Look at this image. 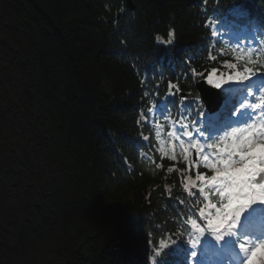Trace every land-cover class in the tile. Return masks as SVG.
Listing matches in <instances>:
<instances>
[{"label": "trees", "instance_id": "trees-1", "mask_svg": "<svg viewBox=\"0 0 264 264\" xmlns=\"http://www.w3.org/2000/svg\"><path fill=\"white\" fill-rule=\"evenodd\" d=\"M243 1L222 0L223 15ZM248 1L264 16V0ZM133 2L119 20L130 35L118 36L125 5L0 0V264H144L149 236L176 230L164 187L180 191L179 173L157 152L160 171L140 161L138 110L167 53L157 37L174 29L171 53L192 55L210 33L202 0Z\"/></svg>", "mask_w": 264, "mask_h": 264}, {"label": "snow or ice", "instance_id": "snow-or-ice-1", "mask_svg": "<svg viewBox=\"0 0 264 264\" xmlns=\"http://www.w3.org/2000/svg\"><path fill=\"white\" fill-rule=\"evenodd\" d=\"M201 8L211 13L203 25L210 33L206 49L167 65L161 62L172 79L163 94L159 82L151 94L146 88L147 110H138V126L147 125L155 143L141 130L143 143L132 147L156 168L163 164L150 152L155 149L161 160L177 162L179 148L186 169L170 167L168 172L179 173L186 193L175 199L189 202L181 211L173 201L176 230L155 245L149 236L145 264H264V22L256 23L244 5H233L228 12L252 28L226 25L222 0H202ZM113 27L118 36L130 35L119 21ZM174 37L170 29L168 39L157 37V43L167 48ZM118 43L124 46L125 40ZM229 55L231 59H220ZM212 62L219 66L205 67ZM163 78V73L157 75L158 81ZM185 81L195 86V94L182 92ZM122 160L125 172H131L132 164ZM164 193L172 199L167 185Z\"/></svg>", "mask_w": 264, "mask_h": 264}, {"label": "bare ground", "instance_id": "bare-ground-1", "mask_svg": "<svg viewBox=\"0 0 264 264\" xmlns=\"http://www.w3.org/2000/svg\"><path fill=\"white\" fill-rule=\"evenodd\" d=\"M105 2H106V4H110V5H113L116 9H119L120 8V5H125L126 6V4H129L131 1L133 2V0H125V3H121V4H118V2L116 1V0H104ZM250 2H253L254 4H258L255 0H250V1H248V3H250ZM133 9H137V6L135 5L134 7H133ZM134 10V11H135ZM119 15H118V17H117V20L119 21L120 20V18L122 17V18H125L126 16H130L131 14H133L134 12H130V11H128V9H127V11H120L119 10ZM170 47L172 48V45H170ZM189 51H187L186 50V48L185 47H179V48H176L175 49V53H176V55H178L181 59H183V57L185 56V54H187ZM157 59L154 61V62H156L158 59H159V61L160 62H163L164 64H167L168 63V59H167V56L160 50V51H158V54H157ZM155 68L157 67V65H155L154 66ZM147 68V70H148V72H150V70H151V68L150 67H146Z\"/></svg>", "mask_w": 264, "mask_h": 264}, {"label": "rangeland", "instance_id": "rangeland-1", "mask_svg": "<svg viewBox=\"0 0 264 264\" xmlns=\"http://www.w3.org/2000/svg\"><path fill=\"white\" fill-rule=\"evenodd\" d=\"M176 152H177V155L179 156V151H178V150H176Z\"/></svg>", "mask_w": 264, "mask_h": 264}]
</instances>
